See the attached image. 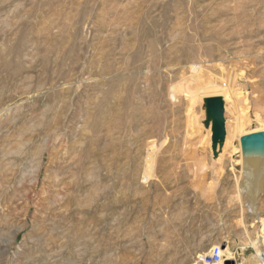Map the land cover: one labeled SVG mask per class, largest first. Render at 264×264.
I'll use <instances>...</instances> for the list:
<instances>
[{
	"label": "rangeland",
	"instance_id": "374dc122",
	"mask_svg": "<svg viewBox=\"0 0 264 264\" xmlns=\"http://www.w3.org/2000/svg\"><path fill=\"white\" fill-rule=\"evenodd\" d=\"M260 130L264 0H0V264H202L218 243L244 264L264 188L256 218L239 137Z\"/></svg>",
	"mask_w": 264,
	"mask_h": 264
},
{
	"label": "bare ground",
	"instance_id": "6f19581e",
	"mask_svg": "<svg viewBox=\"0 0 264 264\" xmlns=\"http://www.w3.org/2000/svg\"><path fill=\"white\" fill-rule=\"evenodd\" d=\"M229 79L230 78H228V80ZM208 85H210V84L208 83ZM203 86L200 89V91L198 90V93L200 92V94H202V95H200V98L202 96L204 98L206 96H208L207 95L208 93L206 94V91L208 90L206 88L208 86H206V88H205V86L203 88ZM220 86L222 87V85H220ZM216 87H218V86H216ZM220 88H218V89H220ZM225 88H227V87H225ZM209 89H211V88H209ZM218 89H216V90H218ZM213 91H215V90H213ZM194 93H196V92L194 91ZM225 96H226V98H230L229 91L226 90ZM203 97L201 99H203ZM240 153H241V149H240ZM241 159H243L247 163V167H246V169H244L241 172V178L238 180V183H237V187L238 188L237 189H238V191L245 193V196L247 198L245 204H246V207H247V210H248V214L249 215H254V217L259 218V214H258V212L256 210V202H257L256 201L257 200L256 196H257L258 193L261 192V190L263 191V188H264L263 187V185H264V175L262 173V169H263L262 163H264V159L261 158L260 156H253V157L245 158V157H243L242 153H241ZM253 242H254L253 245L255 246V248H258L257 245L264 246V233H259L257 235L255 241H253ZM261 255H262V250H258L257 249L254 257H252L251 259L246 260L244 264H264ZM222 256H223V258L221 259V261L218 264H224V261L226 259H233V253L228 249L227 246L225 248L222 247Z\"/></svg>",
	"mask_w": 264,
	"mask_h": 264
},
{
	"label": "water",
	"instance_id": "95a60500",
	"mask_svg": "<svg viewBox=\"0 0 264 264\" xmlns=\"http://www.w3.org/2000/svg\"><path fill=\"white\" fill-rule=\"evenodd\" d=\"M205 109V125L210 124L211 149L217 155V147L222 148L225 140L224 102L220 95L203 98ZM243 157L260 156L264 159V130L243 134L239 137ZM262 191V190H261ZM224 243H222V247ZM224 264H235L232 259H226Z\"/></svg>",
	"mask_w": 264,
	"mask_h": 264
},
{
	"label": "built area",
	"instance_id": "2783aa9c",
	"mask_svg": "<svg viewBox=\"0 0 264 264\" xmlns=\"http://www.w3.org/2000/svg\"><path fill=\"white\" fill-rule=\"evenodd\" d=\"M222 85L225 86L224 82ZM261 257L264 262V250L262 251ZM222 258V243H218L211 246L205 253H203L200 261L202 264H218Z\"/></svg>",
	"mask_w": 264,
	"mask_h": 264
}]
</instances>
